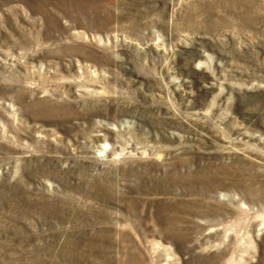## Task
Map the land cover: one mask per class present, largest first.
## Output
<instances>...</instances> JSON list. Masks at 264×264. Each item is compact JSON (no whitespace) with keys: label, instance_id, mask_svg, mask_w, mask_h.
<instances>
[{"label":"rangeland","instance_id":"374dc122","mask_svg":"<svg viewBox=\"0 0 264 264\" xmlns=\"http://www.w3.org/2000/svg\"><path fill=\"white\" fill-rule=\"evenodd\" d=\"M0 264H264V0H0Z\"/></svg>","mask_w":264,"mask_h":264}]
</instances>
